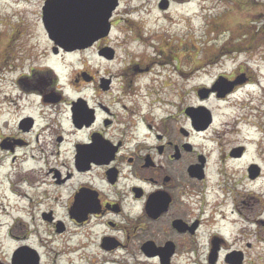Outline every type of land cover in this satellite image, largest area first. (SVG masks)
<instances>
[{
  "label": "flooded vegetation",
  "instance_id": "af4514ba",
  "mask_svg": "<svg viewBox=\"0 0 264 264\" xmlns=\"http://www.w3.org/2000/svg\"><path fill=\"white\" fill-rule=\"evenodd\" d=\"M45 1L44 43L0 54V95L15 125L0 149L16 163L30 147L18 177L30 193L17 194L22 204L6 226L14 244L0 251V264H194L199 251L207 263L230 251L246 261L245 249L224 246L258 238V197L240 186L256 183L262 168L252 160L236 174L229 163L247 148L224 149L219 131L208 151L195 142L212 127L196 126L195 108H209L217 93L195 104L193 88L173 93L171 82L146 77L166 56L154 63L141 50L146 60L118 58L120 47L130 48L112 43L120 0L113 10L108 0ZM46 9L65 15L44 20ZM68 68L75 70L66 75ZM240 80L220 100L247 79Z\"/></svg>",
  "mask_w": 264,
  "mask_h": 264
},
{
  "label": "rangeland",
  "instance_id": "374dc122",
  "mask_svg": "<svg viewBox=\"0 0 264 264\" xmlns=\"http://www.w3.org/2000/svg\"><path fill=\"white\" fill-rule=\"evenodd\" d=\"M167 1L168 7L160 9L161 0H120L119 8L114 12L117 23L112 32V43L123 42L130 48L127 51L120 47L118 58L127 56L126 60L141 61L140 58L146 60L147 56L155 63L165 60L166 56V60L170 59L168 63L155 64L154 71L147 73L146 77L171 82L173 93L183 90L189 95L193 88L195 104L201 101L198 90L211 86L219 75L233 77L232 80L241 79L243 75L246 77L247 80L227 99L213 96L205 102L212 111L213 123L207 133L195 136V142L204 144L205 151H208L215 147L211 142L212 133L219 131L224 149L239 143L246 146L244 156L229 164L236 174L252 160L261 166L262 174L256 183L243 181L240 188L245 191L240 190L246 193L248 187L249 192L258 197L254 207L263 212L260 219L264 220V0ZM40 3L41 0H0V54L5 47L44 43L38 24ZM130 28L134 30L127 33ZM141 50H147L146 56L139 53ZM81 57L86 58V54ZM71 60L77 67L75 57ZM72 70L75 69L68 68L64 74ZM201 70H206V75L196 78ZM12 117V110L0 95V139L15 134ZM29 151L30 147L22 148L20 159L13 163L10 150L0 149V212L3 214L0 215L3 224L0 243L4 246L2 249L0 245V251L3 255L14 244L6 238L10 233V227L6 226L12 219L13 206L21 203L17 194L25 189L30 193L29 186L18 179L23 177L21 173L30 164L23 161L21 154ZM217 155L216 149L212 158ZM16 170L20 172L19 176H16ZM252 228L258 232V238L247 240L251 243L249 247L243 240L240 244H226L224 248L245 249L243 264H264V222H259L258 228ZM226 230L232 233L234 226H228ZM199 253L202 256H196L194 264H208L203 252ZM216 264L226 263L220 257Z\"/></svg>",
  "mask_w": 264,
  "mask_h": 264
},
{
  "label": "water",
  "instance_id": "95a60500",
  "mask_svg": "<svg viewBox=\"0 0 264 264\" xmlns=\"http://www.w3.org/2000/svg\"><path fill=\"white\" fill-rule=\"evenodd\" d=\"M53 1H58V2H63L64 3V2L71 1V0H46L45 1V6L49 5ZM108 1L110 2V5H111V3L115 2L114 4L111 5V9H113L116 6V1L115 0H108ZM167 4H168L167 0H162L160 2L159 6L161 8H165V7H167ZM46 15H47V17L50 20H57V19L62 18L65 14L61 13V12L53 11L51 9H48V11H47V9H46V11L44 10V17H43L44 20H46ZM240 82H241V80H240L239 77L237 79L233 80V81H228V80L224 79L223 77H219L218 80L214 83V85L212 86L211 89H209V88H201L200 90H198V96L201 99H204V98H206L208 96V94L211 91L216 90V91L219 92L218 96L222 97L226 93L230 92L235 84H238ZM194 116H195V123H196L197 127H198V125H201L200 127H202L204 129L211 122L210 112L208 111V109H206L203 106L195 108ZM214 251H213V253H215ZM238 254H240V253L239 252H237V253L233 252V253L228 254L227 257H226V261L228 263H230V264H240L242 262V258ZM215 261H216V255L212 254L211 258H209V263L210 264H214Z\"/></svg>",
  "mask_w": 264,
  "mask_h": 264
},
{
  "label": "bare ground",
  "instance_id": "6f19581e",
  "mask_svg": "<svg viewBox=\"0 0 264 264\" xmlns=\"http://www.w3.org/2000/svg\"><path fill=\"white\" fill-rule=\"evenodd\" d=\"M151 11L154 12L153 10H151ZM204 75H206V70H201L198 74L195 75V77L196 78H201ZM3 168L7 169V167H5V166H3ZM18 188L21 189V185H19ZM3 211H6V210H3ZM4 214H6V212ZM0 215H3V214H1V212H0Z\"/></svg>",
  "mask_w": 264,
  "mask_h": 264
}]
</instances>
